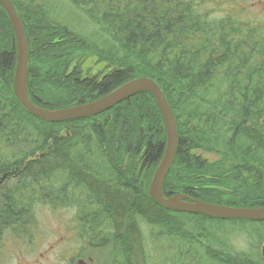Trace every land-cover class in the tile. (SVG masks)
<instances>
[{
  "label": "trees",
  "instance_id": "trees-1",
  "mask_svg": "<svg viewBox=\"0 0 264 264\" xmlns=\"http://www.w3.org/2000/svg\"><path fill=\"white\" fill-rule=\"evenodd\" d=\"M35 1L13 0L30 48L28 94L33 103L54 109L80 105L129 79L152 77L165 91L179 133L164 192L170 196L182 189L216 204L264 206V41L254 39L259 30L249 29L262 26L229 15L219 26L204 25L206 19L191 11L190 4L153 6V0H140L115 16L103 6L94 12L93 0H68L78 8L90 7L84 11L99 30L87 38L62 9ZM132 15L138 17L126 21ZM16 54L13 26L0 4V251L8 234L28 233L30 222L36 221V188L40 204L46 197L40 188L48 184L67 195L70 185L71 191L86 187L90 196L77 207L76 228L90 229L102 215L108 218L104 227L116 229L125 264H144V222L171 232L185 225L192 232L207 226V235L217 241L223 231L216 222L241 221L251 223V235L264 240V220L215 219L167 209L150 197L148 189L167 145L165 122L152 94L134 95L90 117L46 121L14 93ZM86 55L112 65L103 79L78 65ZM199 149L220 157L210 161L195 153ZM127 156L133 167L122 171ZM134 166L143 170L147 188L140 185L142 174L135 175ZM205 184L202 198L194 192ZM183 243L187 246L177 263L195 246L203 247ZM204 249L202 261L194 252L187 263L216 264V252ZM218 264L264 260L261 254L233 249L228 258L221 254Z\"/></svg>",
  "mask_w": 264,
  "mask_h": 264
},
{
  "label": "rangeland",
  "instance_id": "rangeland-1",
  "mask_svg": "<svg viewBox=\"0 0 264 264\" xmlns=\"http://www.w3.org/2000/svg\"><path fill=\"white\" fill-rule=\"evenodd\" d=\"M93 1L97 4L93 8L94 12L98 6H103L110 14L115 16L119 13H126L122 11H126L129 5L134 6L140 2V0ZM38 2L37 0L35 1V3ZM157 2L158 6L163 4L174 6L179 3L190 4L188 8L191 11H200L201 16L204 17V20L206 19L205 22L201 23L204 25L219 26L228 15L234 19L253 25L259 24L262 27H252L249 29L250 31L259 30L261 33H254V39L258 43L264 41V36H262L264 33V23L262 22L264 20V0H153L151 4L156 6ZM47 3H50L54 9H62L63 16L65 15L70 20L72 19L76 30L85 32L87 38H93V33L97 31L89 18V13L84 11L85 8L90 9L89 6L83 4L79 5L78 8L73 5L74 3L68 1V4L65 0H45L44 5ZM77 3H80V1ZM100 10L101 12H98L99 18L103 12L101 8ZM54 17L57 18V15L54 14ZM133 17L137 18L138 16L132 15L130 18L127 16L125 18L127 19L126 21H129L134 20ZM61 18H57L58 21H62ZM84 64H90L91 73L97 74L95 76H100V79H103L106 71L112 67V65H108L105 61L95 56L83 60ZM99 67L102 69L100 73H98ZM201 153L207 156L209 160H215V157H218L210 152L201 151ZM129 167L133 166H129L127 156L120 169L126 171ZM133 171L135 175L139 176L141 168L138 167ZM141 174L142 176H139L140 185L147 188L149 182L143 170ZM54 186L48 184L40 188V191L46 194V197L43 196L39 200L42 202L40 204L37 203L36 193L38 189L36 188L35 200L32 201V210L36 221L30 222L29 228L25 230L28 233L20 235L8 234L6 236L0 251V264H66L67 262L69 264L71 261L79 262L81 259H84L86 264H124L116 248L102 247L117 244L115 228L109 232H102L91 243L94 245H90L88 241L89 245H85L80 236L75 235L74 230H72V228L78 226L75 222L76 208L81 204H85L87 197L90 196L86 187L80 185L77 187L79 189L71 191L72 187L70 185L67 190L69 195H67L65 191L61 192L59 191L61 189L58 187L54 188ZM207 189L205 184L199 192L194 193H198L203 198ZM177 192L183 193L184 191L179 189ZM202 200L207 201V199ZM101 218L103 221L104 216L102 215ZM216 223H218L217 225L220 226V229L222 227L220 231H223V233L219 232L216 235L218 237L215 234L212 235L217 238L218 242L212 241L209 238L206 233L207 226L198 232H192L189 228H186L190 227V225H185V228L176 232H171L163 228L162 225L151 227V229L146 228L144 236L148 242L142 247L145 259L144 264H188L187 261L190 260L194 252V256L202 261L205 256L204 248H209L210 251L216 252L212 259L216 264H218L221 254L224 255V258H228L229 251L233 249L248 250L251 254L260 255L263 240H259L251 235V223L241 221ZM108 229V227H104L105 231H108ZM212 232L211 230V234ZM183 242L201 243L204 248L198 245L195 246L190 256H182L181 261L177 263V258H180V255L187 246ZM194 261V264L200 262L199 260Z\"/></svg>",
  "mask_w": 264,
  "mask_h": 264
},
{
  "label": "water",
  "instance_id": "water-1",
  "mask_svg": "<svg viewBox=\"0 0 264 264\" xmlns=\"http://www.w3.org/2000/svg\"><path fill=\"white\" fill-rule=\"evenodd\" d=\"M8 13L14 27L17 41L18 62L15 70L14 89L22 105L40 119L50 122H65L73 119L93 116L111 106L143 91L154 94L157 106L162 114L167 128V145L164 155L158 164L150 184L152 198L161 206L178 211L200 213L215 219H245L252 221L264 220V206H227L212 202L200 201L185 193L167 196L164 192V180L171 168L179 147V133L174 112L165 97L161 87L150 77H136L112 92L93 100L91 103L63 109H46L35 105L28 95V61L29 45L22 20L16 11L12 0H0ZM264 259V244L262 248Z\"/></svg>",
  "mask_w": 264,
  "mask_h": 264
},
{
  "label": "bare ground",
  "instance_id": "bare-ground-1",
  "mask_svg": "<svg viewBox=\"0 0 264 264\" xmlns=\"http://www.w3.org/2000/svg\"><path fill=\"white\" fill-rule=\"evenodd\" d=\"M38 1V0H37ZM12 2H13V0H12ZM1 4V3H0ZM14 4V3H13ZM14 6H15V4H14ZM15 8H16V6H15ZM16 11H17V9H16ZM18 12V11H17ZM19 14V13H18ZM10 22H11V19H10ZM11 24H12V22H11ZM12 26H13V24H12ZM94 27L97 29V30H99V27L98 26H95L94 25ZM13 30H14V27H13ZM14 36H15V38H16V34H15V31H14ZM91 56V55H90ZM89 57V55H86L82 60H78V65L79 66H82V64H83V60H85V59H87ZM29 59H30V48H29ZM17 62H18V52H17V54H16V62H15V65H17ZM75 63V62H74ZM28 64H29V61H28ZM76 64V63H75ZM145 77H147V76H145ZM13 79H14V82H15V76L13 77ZM132 79H129V80H127V81H125L124 83H122V84H120V85H123V84H125L126 82H129V81H131ZM160 87H161V89H162V91L164 92V94H165V91H164V89H163V87L161 86V84L159 83V82H157V81H155ZM27 86H28V83H27ZM13 87H14V83H13ZM113 90H115V89H113ZM112 90V91H113ZM111 91V92H112ZM14 93H15V95H16V92H15V89H14ZM140 93H150V94H152L153 96H154V94L152 93V92H150V91H143V92H140ZM140 93H138V94H140ZM29 95V94H28ZM135 95H137V94H135ZM134 96V95H133ZM16 97H17V95H16ZM132 97V96H131ZM130 97V98H131ZM165 97H166V95H165ZM18 98V97H17ZM30 98V97H29ZM19 99V98H18ZM128 99V98H127ZM167 99V98H166ZM31 100V99H30ZM124 100H126V99H124ZM123 100V101H124ZM168 100V99H167ZM20 101V100H19ZM122 102V101H121ZM87 103H91V102H86V103H83V104H87ZM120 103V102H119ZM35 104V103H34ZM83 104H80V105H83ZM118 104V103H117ZM36 105V104H35ZM80 105H74V106H80ZM116 105V104H115ZM37 106H40V107H42V108H46V109H53L54 110V108H47V107H44V106H41V105H37ZM114 106V105H113ZM69 107H73V106H69ZM112 107V106H111ZM110 107V108H111ZM63 108H66V107H63ZM63 108H56V109H63ZM109 109V108H108ZM105 111V110H104ZM101 112H103V111H101ZM101 112H99V113H101ZM33 114V113H32ZM34 115V114H33ZM36 116V115H35ZM37 117V116H36ZM175 119H176V117H175ZM165 122V121H164ZM166 126V125H165ZM166 132H167V128H166ZM37 156H39V154L37 155ZM35 161V160H34ZM171 169V168H170ZM170 169H169V172L167 173V175H166V178H167V176L169 175V173H170ZM166 178H165V180H164V184H165V181H166ZM148 192H149V195H150V197L152 198V196H151V194H150V186H149V189H148ZM196 199H198V200H200V201H204V202H208V201H205V200H202V199H199V198H197V197H195ZM153 199V198H152ZM154 200V199H153ZM155 201V200H154ZM156 202V201H155ZM220 205H226V204H222V203H219ZM227 206H230V205H227ZM234 206V205H233ZM168 209V208H167ZM76 212H77V208H76ZM187 213H192V212H187ZM192 214H200V213H192ZM235 220H245V219H235ZM107 221H108V219H107ZM106 221V222H107ZM106 222H104V223H102V224H100V225H98V226H96V227H94L93 225L95 224V221L93 222V224L90 226V228L91 229H95L96 230V232L95 233H89L90 234V236H93V237H96V236H98V235H100L103 231H104V225H105V223ZM151 227H155V226H150L147 222H144L143 223V226H142V229H141V234H142V238H143V241H144V243L146 244L148 241H146V239H145V236H144V230L146 229V228H149V229H151ZM144 244V245H145ZM263 244H264V240H263ZM263 244H262V248H263ZM102 247H111V248H118L119 250H118V252H119V254H120V258L122 259V262L125 264V256L122 254V252L120 251V250H123V249H121V247H118L116 244L115 245H105V246H102ZM262 248H261V255H262Z\"/></svg>",
  "mask_w": 264,
  "mask_h": 264
},
{
  "label": "flooded vegetation",
  "instance_id": "flooded-vegetation-1",
  "mask_svg": "<svg viewBox=\"0 0 264 264\" xmlns=\"http://www.w3.org/2000/svg\"><path fill=\"white\" fill-rule=\"evenodd\" d=\"M91 56H95L96 58H98L99 59V57L97 56V55H91ZM91 56H89V57H91ZM88 57V58H89ZM87 58V59H88ZM90 64H82V66H80L81 68H82V70L83 71H90L91 72V66H89ZM100 72H102V69H101V67H99L98 68V73H100ZM91 75H94V73H92ZM95 75H97V74H95ZM116 88V87H115ZM114 89V88H113ZM111 91V90H110ZM92 102V101H91ZM201 151H204V150H202V149H199L198 151H194L195 153H197L198 155H202L203 156V158H207V156H204L202 153H201ZM204 152H210V151H204ZM210 153H213V154H215V155H217L218 157H215V160H217V159H219V154L218 153H216V152H210ZM208 159V158H207ZM210 161H213V160H210ZM187 195H189L190 197H195V196H193V195H190V194H188V193H186ZM107 219L108 218H105V219H103V221L102 220H100V221H98L97 223H95L93 226L94 227H96V226H98V225H100V224H102V223H104V222H106L107 221ZM72 230H74V233H75V235H77L78 237L80 236V238H81V240L82 241H84L85 242V245H94V244H91L92 242H94V240H95V237H93V236H90V234L89 233H95L96 232V230L95 229H89V227H83V228H72ZM111 230H113V229H109L108 230V232L109 231H111ZM114 230H116V229H114ZM90 242L89 244H88V242ZM78 254V253H77ZM79 257H82V256H79ZM78 262V261H77ZM77 262H74V261H71L69 264H76ZM68 263V262H67ZM66 263V264H67ZM77 264H86V261L84 260V259H81Z\"/></svg>",
  "mask_w": 264,
  "mask_h": 264
}]
</instances>
